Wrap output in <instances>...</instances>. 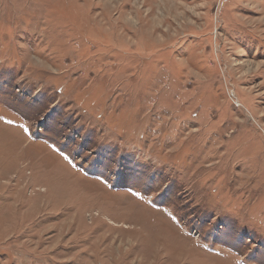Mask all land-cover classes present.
<instances>
[{"label": "rangeland", "instance_id": "374dc122", "mask_svg": "<svg viewBox=\"0 0 264 264\" xmlns=\"http://www.w3.org/2000/svg\"><path fill=\"white\" fill-rule=\"evenodd\" d=\"M0 264H264V0H0Z\"/></svg>", "mask_w": 264, "mask_h": 264}]
</instances>
